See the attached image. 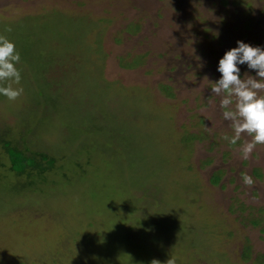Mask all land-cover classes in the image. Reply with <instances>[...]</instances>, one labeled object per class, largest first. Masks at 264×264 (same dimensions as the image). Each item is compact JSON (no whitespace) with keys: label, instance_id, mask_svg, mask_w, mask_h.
Returning <instances> with one entry per match:
<instances>
[{"label":"rangeland","instance_id":"rangeland-1","mask_svg":"<svg viewBox=\"0 0 264 264\" xmlns=\"http://www.w3.org/2000/svg\"><path fill=\"white\" fill-rule=\"evenodd\" d=\"M0 34V140L47 155L18 175L0 143V264H264V145L222 139L210 84L264 49V0H0Z\"/></svg>","mask_w":264,"mask_h":264},{"label":"clouds","instance_id":"clouds-1","mask_svg":"<svg viewBox=\"0 0 264 264\" xmlns=\"http://www.w3.org/2000/svg\"><path fill=\"white\" fill-rule=\"evenodd\" d=\"M11 31L10 27L5 28V32ZM20 60L15 44L0 34V95L9 101H15L23 93L22 87H15L21 82V72L16 67ZM245 64L256 72L255 77L245 74L240 78L237 65ZM217 71L221 74L219 80L210 83L205 79L212 85L211 92L220 97L222 118L233 132L222 139L236 145L242 135L248 137L240 148L241 158L248 159L257 145H264V49L237 41V47L226 51L218 61ZM241 178L246 186L254 184L247 173H241ZM151 264L160 261L154 259ZM166 264H175V259L169 258Z\"/></svg>","mask_w":264,"mask_h":264},{"label":"trees","instance_id":"trees-1","mask_svg":"<svg viewBox=\"0 0 264 264\" xmlns=\"http://www.w3.org/2000/svg\"><path fill=\"white\" fill-rule=\"evenodd\" d=\"M3 152H4V148H5V155L4 157L7 159L8 162V168L10 171L17 173L18 175H22L24 173H26L27 175L30 176L31 172H34L35 169H40L41 170V166L39 165L38 162H35V155L34 157H29L27 156L28 153H24L22 151L19 150V147L16 146H12L10 145L9 142L0 140ZM4 147V148H3ZM45 154L40 155L39 153V158H45L44 157ZM47 157V155H45ZM43 169V168H42ZM214 176V174H213ZM212 176V177H213Z\"/></svg>","mask_w":264,"mask_h":264}]
</instances>
